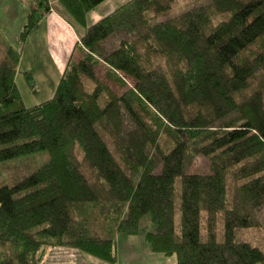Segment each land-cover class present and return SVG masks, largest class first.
Wrapping results in <instances>:
<instances>
[{
  "label": "trees",
  "instance_id": "16d2710c",
  "mask_svg": "<svg viewBox=\"0 0 264 264\" xmlns=\"http://www.w3.org/2000/svg\"><path fill=\"white\" fill-rule=\"evenodd\" d=\"M106 1L31 3L22 43L50 3L83 30L46 102L25 106L21 51L4 48L0 164L49 161L0 186V264H116L118 235L177 264H264L237 240L264 228V0H131L90 24ZM200 157L210 174H191Z\"/></svg>",
  "mask_w": 264,
  "mask_h": 264
},
{
  "label": "rangeland",
  "instance_id": "374dc122",
  "mask_svg": "<svg viewBox=\"0 0 264 264\" xmlns=\"http://www.w3.org/2000/svg\"><path fill=\"white\" fill-rule=\"evenodd\" d=\"M26 1V8L21 4ZM36 0H13L8 4L7 15L0 14V58L4 56V48L14 47L21 51L19 71L16 83L21 93L26 107H34L46 102L54 97L63 72L70 59L75 63L81 58V51L76 49L73 55V48L78 42L83 30L79 28L64 10L57 4L50 3L57 13L71 25L68 29L60 28L55 33H50L49 28L46 32L45 26H39L34 30L25 43L20 40L25 23L22 25L20 20L28 17L31 5ZM204 0H181L173 10V14L181 13L183 9L193 6H200ZM16 3V4H15ZM32 3V4H31ZM204 4V3H203ZM55 10L52 9L51 12ZM23 13V15H22ZM52 16V15H50ZM49 16V17H50ZM54 17V16H53ZM23 22V21H22ZM77 35L79 37H77ZM78 39H77V38ZM104 69L98 70L99 79L107 85L116 95L121 96L124 91L118 89L114 84L108 82L104 76ZM25 73H29L34 79V89L32 90L25 78ZM132 83V81H129ZM49 161V156L45 153L16 159L0 164V186H14L27 176L39 170ZM191 174L206 175L210 174V162L200 157L191 168ZM259 181V180H258ZM262 182H253L246 188L252 189ZM264 220V209L259 214ZM136 241L143 239L141 236L135 237ZM237 240L247 242L254 246H264V228L242 229L237 232ZM138 249V244L135 246ZM2 249H0L1 251ZM169 264H177L176 257L170 258Z\"/></svg>",
  "mask_w": 264,
  "mask_h": 264
},
{
  "label": "crops",
  "instance_id": "0c3cea01",
  "mask_svg": "<svg viewBox=\"0 0 264 264\" xmlns=\"http://www.w3.org/2000/svg\"><path fill=\"white\" fill-rule=\"evenodd\" d=\"M12 1L13 0H0V14H2L3 17L7 15L8 10L6 9L8 7V4ZM129 1L131 0H107L105 3L100 5L95 11H93L89 15L88 18L90 24H94L100 21L101 19L108 16L113 11H115L116 9H118L119 7H121L122 5L126 4ZM23 2L24 4L21 5L26 8V3H25L26 1ZM54 10H55L54 12L46 15L43 18L39 26L42 27L45 26L46 24L45 28L46 27L49 28L50 33H55V34H56L55 31H59L60 28L68 29L70 31L69 26L71 27V25H69V23L57 13L55 8ZM25 21L27 20L23 19L20 20L19 22H21V24L23 25ZM47 28H46V32L48 33ZM77 37L79 36L77 35ZM135 237L137 236L118 235L116 237V253H117L116 264H169L168 260L173 257H166L162 254H156L149 251L145 245L144 240L140 239L139 241H136ZM137 244H138V249L135 248ZM81 264H106V263H103L91 256L83 255Z\"/></svg>",
  "mask_w": 264,
  "mask_h": 264
}]
</instances>
